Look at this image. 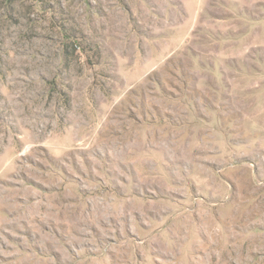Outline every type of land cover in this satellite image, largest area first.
Returning a JSON list of instances; mask_svg holds the SVG:
<instances>
[{"label":"rangeland","instance_id":"rangeland-1","mask_svg":"<svg viewBox=\"0 0 264 264\" xmlns=\"http://www.w3.org/2000/svg\"><path fill=\"white\" fill-rule=\"evenodd\" d=\"M0 264H264V0H0Z\"/></svg>","mask_w":264,"mask_h":264}]
</instances>
